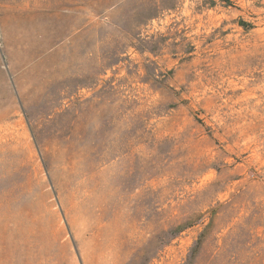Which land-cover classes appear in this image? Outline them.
<instances>
[{
  "label": "rangeland",
  "instance_id": "374dc122",
  "mask_svg": "<svg viewBox=\"0 0 264 264\" xmlns=\"http://www.w3.org/2000/svg\"><path fill=\"white\" fill-rule=\"evenodd\" d=\"M0 264H264V0H0Z\"/></svg>",
  "mask_w": 264,
  "mask_h": 264
}]
</instances>
